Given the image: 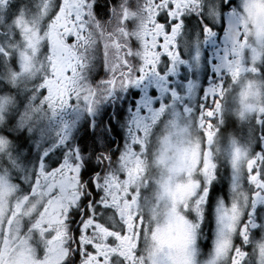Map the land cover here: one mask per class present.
I'll list each match as a JSON object with an SVG mask.
<instances>
[{
    "label": "snow or ice",
    "instance_id": "1",
    "mask_svg": "<svg viewBox=\"0 0 264 264\" xmlns=\"http://www.w3.org/2000/svg\"><path fill=\"white\" fill-rule=\"evenodd\" d=\"M14 2L0 0L4 10L0 18L7 20V9ZM152 3L156 8L149 11L156 40L148 43L151 36L146 35L142 49L151 55H142L133 68L131 48L112 40L118 54L109 65L108 46L101 43L105 66L110 69L102 90L89 86L84 78L98 43L92 38V29L101 28L92 0H58L51 15L49 0H39L30 18L20 5L11 20L20 40L0 46L4 61L13 55L18 59V71L8 73L12 86L36 81L16 117L19 130L33 133L42 121L55 123L59 117L62 122L53 147H67L69 125L62 114L79 108L92 116L117 90L165 81L166 75L158 71L163 58L169 71L186 63L179 51L183 17L207 15L213 11L212 0ZM259 9H264V0H239L230 8L227 43L215 66L217 76L226 75L230 84L225 87L219 80L204 89L201 99L209 106L201 103L193 117V109L187 105L180 109L161 102L154 107L149 101L143 114L137 111L133 115L127 130L130 140L117 163L107 154L97 157L101 163L108 162L109 170L92 180L96 197L88 200L89 215L80 224L78 236L69 234L68 216L85 195L82 165L84 175L95 172L91 158L83 160L79 149L68 148L63 159L45 167L49 154L45 149L30 190L23 195H17L18 185L10 173L0 171V264H248L249 246L255 249L256 264H264V238L253 241L254 231L264 229V219L257 220L258 210L264 211V131L257 134L259 149L255 141L242 146L232 138L226 161V199L217 202L215 237L203 262L198 259L197 245L204 206L221 163L215 150L219 132L215 125L223 123V102L230 92L235 94L244 86L246 101L258 98V104H246L238 119L244 120L245 113L254 115L255 125L264 129V17L257 15ZM100 11L103 9L97 5L96 12ZM162 11L167 14L168 27L157 19ZM215 15H219L218 4ZM45 18L48 22L42 28ZM127 22V15H122L120 24ZM201 23L207 44L216 33ZM120 31L127 39L126 30ZM195 59H199L198 51ZM165 91L175 100V90ZM14 103L13 97L0 98V124L8 123L7 110ZM11 150V142L0 137V154L11 155ZM19 166L23 170L27 163L20 161ZM104 218L111 226L102 222Z\"/></svg>",
    "mask_w": 264,
    "mask_h": 264
},
{
    "label": "flooded vegetation",
    "instance_id": "2",
    "mask_svg": "<svg viewBox=\"0 0 264 264\" xmlns=\"http://www.w3.org/2000/svg\"><path fill=\"white\" fill-rule=\"evenodd\" d=\"M239 0H212V12L207 15L196 13L185 14L183 36L180 40L179 51L181 58L186 63L176 66L175 71H169L168 61L163 58L158 65L161 75H166L165 81H146L139 88L129 87L127 90H117L107 100H103L94 110L92 116L79 108L70 109L62 114L63 121L69 125V139L67 147L56 145L55 139L58 134L59 125L62 122L57 118L55 123L48 122L50 129L45 132L44 137L39 139V144H32L30 135L21 132L15 123L12 105L7 110L8 123L0 124V137L8 139L12 144L11 155L0 154V171H8L12 176L13 182L18 185L17 195H23L30 190L31 182L34 180L35 168L40 162V155L45 149H49L48 157L45 158V167L52 161L63 159L68 148L79 149L83 160L91 158V163L95 172L84 175V166L81 167V182L84 185L85 195L81 197L77 206L70 210L68 216L69 234L73 237L78 236L79 226L89 215L88 200H95L96 191L92 184L93 178L98 174L99 177L109 170L108 162L101 163L97 157L101 153L110 155L112 163H117L119 154L128 144L130 137L128 128L131 119L137 111L143 114L147 102L152 106L158 107L161 102L182 109L187 105L193 109V117L198 115L200 104L208 103L201 99L204 89L210 87L219 80H223L225 87H228L230 80L226 75L217 76L216 65L221 59L224 45L227 43L226 30L232 18L228 12L232 6L238 4ZM95 19L101 23V28L93 27V39L98 43L94 49L90 67L85 71V83L89 86L102 90L104 81L109 78L110 69L106 67L103 55L102 44L107 45L109 52L107 63L110 65L116 61L117 52L111 46L110 41L119 40L122 45L131 48L132 57H129L130 65L138 67L142 55L147 53L143 49L145 36H151L152 43L156 40V35L152 31L151 19L152 12L149 8L155 9L156 5L152 0H92ZM219 5V15L216 17V5ZM24 6L25 15L29 17L30 0H15L11 7L7 9L9 13L7 20L0 18V46L14 45L19 42L18 31L12 26V17L19 11V6ZM99 5L103 11L96 12ZM58 7V0L55 5L50 7V15L54 14L53 8ZM113 13V15H112ZM4 10L0 8V15ZM126 14L128 22L126 25L120 24L121 16ZM257 15L264 17V9H259ZM160 22L169 26L166 12H161L157 18ZM209 25L216 33L214 39L207 44L204 43L202 23ZM124 28L127 32V39L124 38L120 29ZM109 33L111 35H109ZM102 43V44H101ZM127 48L125 49V51ZM199 52V59H195V53ZM18 71V59L13 55L10 60L4 61L0 57V98L14 97V86L8 81L10 71ZM264 72V66H262ZM29 81L21 86L26 89ZM247 82H245L246 84ZM255 87V85H254ZM166 89L175 90L177 97L175 100ZM246 87L242 86L235 94L229 93L224 103L223 123H216L219 129L216 138L215 150L218 153V160L221 163L217 169V179L213 182V190L207 203L204 206L201 227L198 233L197 245L199 249L198 259L203 262L208 258L215 237V218L216 205L220 198L226 199V190L229 183V170L226 164L227 157L232 148L231 140L235 138L242 146H251L255 141L256 148L259 149L258 133L264 129L256 126L254 115L247 116L245 119H238L241 112L245 111L246 104H258V98L246 101L244 94ZM253 96L255 93L253 92ZM20 99V98H19ZM23 102L25 98L21 99ZM167 117H165V120ZM164 121L158 122L163 126ZM44 139V144L42 143ZM74 156V153H73ZM25 161L27 167L23 169L22 176H16L14 169L15 158ZM99 218V212L96 213ZM190 218H194L190 213ZM264 219V211L258 210L257 220ZM106 226H111V221L107 218L102 220ZM264 238V229H256L253 233V241ZM248 264H256L255 249L249 246Z\"/></svg>",
    "mask_w": 264,
    "mask_h": 264
},
{
    "label": "rangeland",
    "instance_id": "3",
    "mask_svg": "<svg viewBox=\"0 0 264 264\" xmlns=\"http://www.w3.org/2000/svg\"><path fill=\"white\" fill-rule=\"evenodd\" d=\"M57 0H49V5L50 7L55 5ZM39 3V0H30V10H29V18L31 17L32 13L35 12V7L36 5ZM50 18V16L48 17ZM48 18H45L41 23H42V28L43 27H46V24L48 22ZM44 51H46V48L45 50H42V55L44 54ZM36 81L35 80H30L29 83L26 85V89H24L22 86L20 87H15L14 88V97H15V103L12 105V111L14 113V118L16 119L17 115H18V112L19 110L22 108L24 102L26 101V98L29 94V90L32 88V84L35 83ZM20 98V99H19ZM25 98L24 102L21 100ZM50 129V126H49V123L48 122H41L39 125H37L36 127V132H33V133H27V137L28 135H30L31 139H32V144H36L38 145L39 142L38 140L43 138L45 139V132L46 131H49ZM44 139H43V144H44ZM34 142V143H33ZM19 162L20 160H18V158L16 157L15 158V162H14V169H15V173H16V176H22V171L20 166H19Z\"/></svg>",
    "mask_w": 264,
    "mask_h": 264
}]
</instances>
